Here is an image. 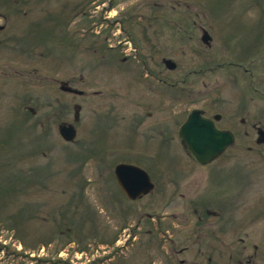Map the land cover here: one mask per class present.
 <instances>
[{
  "label": "rangeland",
  "instance_id": "374dc122",
  "mask_svg": "<svg viewBox=\"0 0 264 264\" xmlns=\"http://www.w3.org/2000/svg\"><path fill=\"white\" fill-rule=\"evenodd\" d=\"M0 12L10 13L0 33V264H149L137 224L169 201L256 208L264 264V145L251 128H264V0H25L16 9L0 0ZM150 57L173 61L175 70L162 63L163 80L178 81L163 86L158 137L153 119L141 122L138 61ZM194 108L222 115L217 127L235 135L206 166L177 138ZM61 122L75 126L73 142L59 136ZM119 163L149 172L154 191L129 201L113 175Z\"/></svg>",
  "mask_w": 264,
  "mask_h": 264
},
{
  "label": "flooded vegetation",
  "instance_id": "af4514ba",
  "mask_svg": "<svg viewBox=\"0 0 264 264\" xmlns=\"http://www.w3.org/2000/svg\"><path fill=\"white\" fill-rule=\"evenodd\" d=\"M24 1L25 0H11V4L16 9L20 8ZM23 13L27 15V12L24 11ZM9 18V12H0V33L9 30ZM199 29L202 31L204 28ZM1 42L2 39H0V43ZM109 48H112V46H109ZM126 60L127 59H123V62H126ZM138 62H140L142 67L141 81L143 82L140 103V107L142 108L141 122L145 123L148 119H153L154 124L152 129L157 132L155 137H158L162 134L159 115L162 113L164 103L163 86L167 85L169 88H174L178 84V81L167 84L166 81L163 80L162 59L158 62L154 57L141 58ZM175 69L176 67L173 70ZM35 70L36 69L33 68V71ZM14 71L15 74L12 73V75L23 76L16 70ZM244 71L246 72L247 70L244 69ZM80 80H82V75ZM55 82L59 83L60 89V84L65 81L55 79ZM65 83H67L69 87H72L68 82ZM93 93L100 94L101 91H93ZM84 95L85 92L83 91V94L80 96ZM75 106L79 108L80 113L81 107L79 105ZM194 109H198L202 116L209 119H212L214 115H220L214 114L208 116L204 110L200 108ZM29 110L33 112V109L29 108ZM191 111L184 113L185 116H183L179 129L186 122ZM221 118L222 115H220L218 121H215L216 127ZM63 123L67 122H61L58 126ZM239 124L244 126L246 124V119L241 118ZM251 128L257 135V128L262 127L258 123H252ZM262 129L264 130V128ZM245 134H247V132H245ZM165 140L167 141L168 139L165 138ZM255 144L257 146L264 145H258L256 139ZM0 145H2L1 139ZM186 155L192 160L188 153ZM147 174L154 184L153 190L149 193L151 194L155 189V183L152 180L151 174L149 172H147ZM179 195L184 197L183 193H179ZM145 196L133 200L132 202L139 201ZM246 205L245 202L238 201L232 203L223 202L219 207H212L204 202L169 201L155 204V210H153V207L146 208L144 213L140 215L143 216V221H139L137 228L140 231V235L143 237L141 242L151 259L149 264H263L260 258L258 245L255 243L258 237V210L255 211L256 208H250V211L247 212L249 209ZM159 207H161V209L162 207H171L175 210L179 209L181 212H172L170 214H165L168 215L165 216L163 213L157 211ZM190 214L192 217H190ZM175 215H182L183 217H175ZM131 232L135 234L134 229L131 230ZM128 244L132 243L128 241Z\"/></svg>",
  "mask_w": 264,
  "mask_h": 264
},
{
  "label": "water",
  "instance_id": "95a60500",
  "mask_svg": "<svg viewBox=\"0 0 264 264\" xmlns=\"http://www.w3.org/2000/svg\"><path fill=\"white\" fill-rule=\"evenodd\" d=\"M200 40L204 45L210 47L212 38L205 29L201 31ZM163 63L169 70L176 67V64L168 59H164ZM60 90L76 95L83 94V91L69 87L65 82L60 84ZM74 113V121H77L79 116L77 106L74 107ZM219 119L220 115H214L212 119H209L202 116L198 109H194L178 131V138L184 150L194 162L201 166H206L219 158L235 141L231 131L216 127L215 121ZM58 133L61 139L67 143L73 142L77 135L76 128L71 123L60 124ZM256 143L264 144L262 128H257ZM114 176L124 195L131 201L149 194L154 188L147 172L133 164H117L114 168Z\"/></svg>",
  "mask_w": 264,
  "mask_h": 264
}]
</instances>
